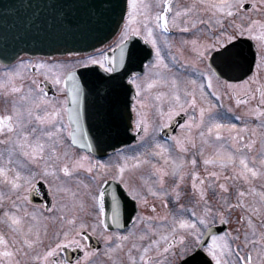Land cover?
Segmentation results:
<instances>
[{
	"label": "snow or ice",
	"instance_id": "1",
	"mask_svg": "<svg viewBox=\"0 0 264 264\" xmlns=\"http://www.w3.org/2000/svg\"><path fill=\"white\" fill-rule=\"evenodd\" d=\"M204 8H198L196 0L188 6H180L175 0H101L98 5H92L87 16L78 20L66 19L63 12L59 13L63 27L66 29H88L98 30L103 25H109L112 31L117 32L116 41L112 47L115 51L109 52L107 45L94 48L90 54H85L75 61L71 66L61 63H47L37 61L29 63L21 60L13 69L5 73L6 80H0V90L5 95L9 92L17 94L19 100L14 99L11 110H5L0 114V136H4L2 143L13 145L8 149V160H3L0 153V183H6L14 192H20L11 203L10 208L2 207L6 199L0 192V223L7 224L11 235L0 231V264H20L15 259L18 254H23L26 259H31L37 264H69L67 260L55 259L63 247L84 248L83 240L87 239L85 230L91 228L96 231L97 225L105 230L107 225L99 219L104 214V195L102 190L94 192L89 185L87 195L94 205H98V216L92 224L87 223L82 217L69 214L65 211V204L58 202L56 197L61 193H68L71 190L64 187V181L60 179L63 174L65 178L76 175L77 169H86L88 173L96 172L92 177L103 178L104 172L99 169L108 170L109 166L100 162L85 163L89 161L87 155H78L72 160L70 147L65 143V137L71 143L81 144L84 148H91L92 142L89 139V131L97 145L103 144L107 139L121 132L126 133L128 128L136 133L138 141L143 143L144 151L136 152L134 156L122 157L123 163L115 166V180L124 183L129 189L128 194L138 199L140 204L149 208L152 213L157 212L156 203L149 202L142 193L143 187L130 186L125 180L126 169L138 167L143 164L151 165L150 175L154 177L152 183H147V193L155 199H159L165 212L163 215L145 216L140 213L133 217V226L129 231L121 235L119 232L101 235L106 242L113 241L114 247L107 249L108 253L114 251L123 252L127 264H264V231L257 230L253 220V214L264 217V192L260 193L261 205L253 206L245 203L244 197L248 195L243 189L237 187V201L232 204L226 196L221 195L223 208L217 211L207 199L205 183L213 189L218 187L221 192L229 190V181H241L251 186V181L256 178H264V138L261 141L259 160L255 155L249 157L248 152L253 149L255 141L245 139L244 135L235 133L232 130L237 125L222 123L223 115L220 109L225 107L223 97L229 92L236 96V103L241 99L236 95L237 84L225 79L230 73L244 67L246 59L241 47V37H249L255 41V47L259 50L255 55L257 73H253L249 80L255 78L258 72L264 70V19H254L253 12L264 14V0H251V7H245V0H199ZM207 10L211 13L207 21H201L198 13ZM235 18L226 28L223 24L224 17ZM181 17H184L182 20ZM215 23L217 31L212 32L208 28L210 39L201 40L199 35L194 36L190 41H182V44H191L196 54V60L204 65L197 68L198 79H191V89L179 86L175 75H167L169 68L162 55L161 41L169 48L172 47L167 36L170 28H181L187 31L195 29L199 23ZM142 37L145 43L150 44L154 50V57L149 59L145 65L143 77L131 71L135 66L134 61L140 55L135 44L127 46L131 37ZM99 42V41H97ZM147 51L144 55H147ZM173 61L176 56L171 54ZM127 58V60H126ZM185 64L189 61L185 60ZM98 66L104 73L111 75L102 76L107 84L106 94L100 96L99 100L93 103V96L99 95L94 87H90L87 96L80 83V78L88 81V74L95 72ZM80 67L78 76L76 68ZM118 67H125L124 72H118ZM34 68L37 72L45 69V79H52L58 90L63 93L62 98L53 99L47 96V90L40 87V81L33 80L32 87L25 89L23 83L17 84V78L23 80L24 71ZM125 79L129 82L125 84ZM215 82V83H214ZM222 84L226 91L221 92L216 85ZM135 86V96L128 99V90ZM156 85H168L169 90L151 93ZM260 100L254 108L249 109V115L264 117V87L259 89ZM125 97L123 103L119 96ZM255 95L251 89L244 93V102H248V96ZM145 96H150L151 103L147 104ZM26 104V106H20ZM146 107L154 108L155 116L158 118V126L150 122L145 111ZM129 109L135 112V119L131 118ZM192 115L180 125L181 129H188V134L174 135L161 142L156 140L154 133L167 128L174 117L180 113ZM231 112V108L227 109ZM198 113V115H197ZM87 118L88 127H85L82 118ZM264 125V120L261 121ZM197 130V135L204 144L219 145L212 156H206L204 148L200 153L204 157L203 164L219 165L223 170L231 167L229 176H222L219 171H207L206 176L201 177L196 171L197 159L195 155L191 160H185L183 156L173 159L170 151L174 150L170 142H174L175 149L186 153L189 148L186 145L196 147V141L191 135L192 130ZM224 129L229 130L228 139L231 141V151L225 149L221 143ZM241 131H247V125L241 127ZM253 136L255 133L253 132ZM130 138V137H129ZM154 144H152V142ZM149 144L152 148L149 151ZM63 149L60 151L59 149ZM159 157L165 164L172 160L171 175L175 178L169 185L166 177L169 171L165 166H157L150 157ZM133 160L134 165L128 164ZM251 161V163H250ZM12 164V168L8 167ZM187 164L192 166L190 175L192 177L193 195L197 197L193 208L203 205L199 213L190 210L184 203H181L183 193L180 191L184 177L189 173L184 171ZM24 169L25 171H21ZM37 179L50 183L54 189L51 206L31 205L28 196L23 191L31 193L37 187ZM143 180L144 177H141ZM78 183H81L79 180ZM235 186V185H233ZM253 192L255 188L251 189ZM75 195V193H73ZM219 195V193H218ZM169 197H171L172 208H169ZM80 209L84 208V201H79ZM243 206L247 211L240 219L246 220L243 239L241 233L236 230L232 232L215 234L212 230V223L218 215L221 222L225 221V209ZM119 205L114 198L112 201V222L119 223ZM48 212L45 216L43 213ZM191 213V218L185 213ZM50 221L54 225L52 237L48 236V224L43 225V235L38 221ZM144 222L142 228H137ZM264 226V220L261 221ZM210 235L211 239L205 244L201 243L202 237ZM79 237V239H78ZM45 239L48 243L45 245ZM145 241H147L145 243ZM239 241V243L233 242ZM256 252V258L253 252ZM91 253L85 252L88 257ZM206 254V255H205ZM208 257H211L209 261ZM78 264V262H77ZM115 264V262H114Z\"/></svg>",
	"mask_w": 264,
	"mask_h": 264
},
{
	"label": "flooded vegetation",
	"instance_id": "2",
	"mask_svg": "<svg viewBox=\"0 0 264 264\" xmlns=\"http://www.w3.org/2000/svg\"><path fill=\"white\" fill-rule=\"evenodd\" d=\"M181 3V6H188L191 2L190 0H175V3L177 4ZM178 4V5H179ZM246 4V3H245ZM250 8V7H248ZM255 18L254 16H252ZM260 17V16H258ZM257 17V18H258ZM201 21H206L202 18V16L199 17ZM183 20L184 17H181ZM261 19H264L262 17ZM203 24H205V28L203 27ZM200 27H202L204 30L200 31H187L182 30L181 28H170L168 33V40L170 41L172 47L169 48L167 45L163 44L161 41V49H162V55L165 57V62L168 63L169 68L166 70L167 75H175L177 77V80L179 81V86L181 89H183L185 86H187L189 89H191L192 85L189 83L191 79H198L199 73L197 71V68H203L204 65L202 63H199L196 60V54L192 50L191 44H182V41H190L194 36L197 34L199 35V38L201 40L204 39H210L208 28L210 25L208 23H199ZM217 30L212 29V32H215ZM240 39H243V44L241 45L244 53H245V61H244V67L239 68L235 70L234 72L230 73L229 76L225 77V79L231 80L233 84H237L238 87L236 88V95L239 96L241 99V103H236V96L232 95L231 92H229L228 96L223 97L224 105L225 107L223 109H220L221 114L223 115L222 123L225 124H236L237 128L235 130H232L235 133H239L241 135L245 136V139H253L255 141L253 149L249 151L247 154L249 157L255 155L257 158V162L259 160V152L261 149V141L262 138H264V125H262L261 121L264 120V117H258V116H251L249 115V109L254 108L259 100H260V91L259 89L264 87V70H261L258 72V75L249 80V77L253 76V73H257V67L256 63L251 69L252 71L250 73H247V69L249 67V60L251 58V49L256 50V54L258 53V49L255 47L256 42L251 40L249 37H241ZM117 42L116 37L110 41L109 43L105 44L108 47L109 51L113 50V43ZM252 45V48H251ZM91 53V52H90ZM86 53V54H90ZM171 54L176 56V60L173 61L171 58ZM85 54H66V55H53V56H42V55H29L25 54L18 59L14 60L11 63H1L0 62V80H6L7 77L5 76V73L12 71L15 69V67L19 64L21 60L28 61L29 63L37 62V61H45L47 63H61L66 66H71L75 63V61L79 60L80 57H82ZM155 53L153 50V57ZM152 57V58H153ZM189 61L188 64H185L184 61ZM89 67H98V66H89ZM125 68V67H124ZM80 67L76 68V71L80 70ZM102 71V69H100ZM45 69H40L38 72L34 69H28L27 71H24L23 74V80L21 81L19 78H17V84L23 83L25 89L28 87H32V81L38 80L40 81V87L45 88L47 90V96L49 98L60 99L63 96V93H61L57 86L53 83L52 79H45L44 75ZM136 72V71H134ZM137 73V72H136ZM139 76L143 77L144 73H138ZM101 76V72H97L94 74L93 79H88L87 83H85V79L83 77L80 78V83L84 88V94L87 96L88 90L90 87H94L96 89L97 93H104L107 89H104L99 86L100 79L98 77ZM125 84H128L129 82L127 79H125ZM215 83V82H214ZM216 87L221 91L224 92L226 89L222 84H217ZM248 89H251L252 92L255 93L254 96L249 94L248 96V102H244V93L248 91ZM169 90L168 85H156L151 89V93H155L157 91H167ZM22 95V93H11L9 92L7 95H5L4 90H0V114L4 113L5 110H11L13 100H19V96ZM133 96H135V86H131L128 90V99H131ZM125 97L123 94L119 96V100L121 103H123ZM146 103H151L150 96H145ZM97 100H99V95L93 96V103H95ZM20 106H26V104H22ZM231 108V112H228L227 109ZM131 118L135 119V112L131 109H129ZM192 111L190 110L187 114L180 113L178 116L174 117L173 121L167 128L161 129L160 132L154 133V136L156 140H159L161 142L165 141L166 139H169L170 137L174 135H187L188 129H181L180 125L184 123L185 120L188 119L189 115H192ZM198 115V113H197ZM147 116L150 120V122H155V124L158 126V118L155 116V110L154 108H150V111L147 112ZM82 122L85 127H88V121L87 118H82ZM243 125H247V131H241V127ZM223 131V139L221 140V143L224 144L225 149L231 151V141L228 139L229 130L224 129ZM253 132L255 135L253 136ZM91 134V131H89V135ZM125 134H130L134 137L133 141H138L137 135L135 132L131 130V127L128 128L127 132ZM191 135L196 141V147L193 148L190 144L186 145L189 148V151L186 153H181L179 149H175L174 142H170L172 144V147L174 150L170 151V156L173 159H177L180 156H183L184 159L191 160L193 155H195L197 159V166L196 171L200 173L201 177L206 176L205 168L207 167V171H219L222 176H229L231 174V167H226L223 170L220 169L219 165H207L205 166L203 164L204 157L200 153V148H204V153L206 156H212L214 158L215 150L219 146L217 144H204L200 137L197 135V130L193 129ZM90 139V137H89ZM4 140V136H0V141ZM133 141L129 143H125L124 145L115 146L114 149L105 152V153H94L91 151L95 145L92 143L91 148H84L81 146V144H72L71 140L67 137H65V143L69 145L70 147V154L72 160H75L76 156L78 155H87L90 159L89 161H85V163H96L97 167L100 162L106 164L109 166L108 170L99 169V171L104 172L103 178L97 177V180H93L92 177L96 175V172L88 173L86 169H77L76 175L65 178L63 174L60 175V179L64 181V187H68L71 191L68 193L61 192L57 197V201L65 204V211L69 214H75L77 217H82L87 221V223L92 224L94 220H96L98 216V205H94V203L91 201L90 197L87 195L89 189L97 192L98 189L102 190L104 195V214L99 215V219L104 221V223L107 225V229L105 230L101 225H97V229L95 232L92 231L91 228H88L85 230V236L87 239L83 240V243L85 245L84 248H79L76 246L68 247L65 245L63 247V250L58 252L55 259L59 260H67L69 264H127L126 257L123 252L120 251H114L112 253H108L107 249L110 247H114L115 245V237L113 238V241L106 242L103 239V236L101 233L103 232L104 235H108L111 233L119 232L121 235L126 234L129 229L133 226V217H137L140 213H143L145 216H154V215H163L165 212L164 207L161 205L159 199H155L150 194L147 193L146 185L147 183H152L154 180V177L150 175L151 172V165L150 164H143L138 167H131L129 169L125 170L124 177L125 180L129 183L130 186H139L144 188V192L142 195L145 199H147L150 203L155 202L157 205V212L154 214L151 212L149 208L144 207L142 204H140V201L138 199L133 198L131 195L128 194L129 189H126L124 187V183L120 180H115L112 178V176L115 174V166L117 164L123 163L124 160L122 157H131L134 156L136 152H143L144 145L143 143L138 142L137 144H134ZM155 141L152 142L154 144ZM152 144H149V151L152 148ZM10 147H13V145L9 143H2L0 142V153L3 155V160H8V149ZM60 151H63V149H59ZM157 166H165L168 171L169 175L166 177L167 183L171 185L174 182V177L171 175V168H172V160L167 161V164L159 158V157H150ZM128 164L134 165L133 160H128ZM251 163V161H250ZM8 167L11 169L12 164H9ZM21 171H25L24 169H20ZM184 171L189 173L184 177V180L182 184L180 185V191L183 193V197L181 199V203H184L190 210H195L198 213L202 211L203 205H200L199 207L193 208V204L195 203V200L197 197L193 195L192 190V177L190 175V172L192 171V166L190 164H187L184 168ZM141 177H144L142 180ZM80 181L81 183H78L77 181ZM37 187L34 191L31 193L27 191L22 190V194L25 196H28L30 201V210L31 205H39L42 208L44 206H51L52 200H53V191L54 189L50 187V183H45L44 180L37 179L35 181ZM229 190L226 193L221 192V190L216 187L215 189L209 187L207 183H205V188L207 190V199L210 201L211 205L219 211L223 208V202L220 199V196H226L228 201L232 204H236L237 201V187L243 189L248 195L244 197L245 203L248 205L258 206L261 205L262 202L260 200V193L264 192V178H256L251 181V186L249 184H245L241 181H229ZM84 185H89V189H86ZM235 185V186H233ZM255 188L256 191L253 192L251 189ZM0 192L3 193V195L6 197V199L2 202V207H8L10 208L11 203L16 199L18 195H21L20 192H14L10 189V186L6 183H0ZM75 193V195H73ZM219 193V195H218ZM116 199L119 208V223L114 224L112 222V201L113 199ZM83 199L84 201V208L83 210L80 209L79 201ZM173 205L171 203V197H169V208H172ZM247 211V209L243 206L234 207L232 209H225V221L221 222L219 216L217 215L215 220L212 223V228H217V231H215V234L219 233H226V232H232L235 234L236 230H239L241 233V239H243V232L245 230L244 226L246 225V220H241L240 217L242 214H244ZM0 212H2V208H0ZM45 216L49 215L48 212L43 213ZM185 216L188 218H191L190 211L185 213ZM253 220L256 224L257 230L264 231V226H262L261 221L264 220V217L253 214ZM47 223L48 224V236H53L54 231V225L48 221L45 222L43 220L38 221V225L41 228V235H43V225ZM144 226V222H141L139 225H137V228H142ZM0 231L4 232L6 235H11L10 229L7 224L0 223ZM79 239V237H78ZM211 239L210 235H205L201 239V243L205 244ZM147 241H145L146 243ZM45 245L48 243V240L45 239L44 241ZM235 243H239V241L233 242V245ZM91 253L88 257L84 256L85 252ZM206 255V254H205ZM254 258H256V252H253ZM15 259L19 260L20 264H37V262L32 261L31 259H26L25 256L21 253L18 254ZM209 261H211V257H208ZM214 264V262H213Z\"/></svg>",
	"mask_w": 264,
	"mask_h": 264
},
{
	"label": "water",
	"instance_id": "3",
	"mask_svg": "<svg viewBox=\"0 0 264 264\" xmlns=\"http://www.w3.org/2000/svg\"><path fill=\"white\" fill-rule=\"evenodd\" d=\"M100 2L101 0H0V62L10 63L24 54L88 53L104 45L114 38L118 29L112 31L109 25H103L98 30H70L63 27L59 17V13L63 12L66 19L78 20L87 16L92 5ZM134 44L140 55L136 57L131 71L137 69L141 72L153 52L150 44L145 43L142 37L134 36L127 42L128 47ZM145 51L147 55H144ZM253 52L250 67L255 63V50ZM117 71L121 72V67ZM95 73L96 71L89 73L88 79H92ZM108 75L111 74L104 73L100 77ZM100 85L107 89L105 81L100 80ZM105 94L106 92H100L99 98ZM129 137V134L121 132L98 146L91 135V142L95 143L92 151H110L115 146L131 142L132 138Z\"/></svg>",
	"mask_w": 264,
	"mask_h": 264
},
{
	"label": "rangeland",
	"instance_id": "4",
	"mask_svg": "<svg viewBox=\"0 0 264 264\" xmlns=\"http://www.w3.org/2000/svg\"><path fill=\"white\" fill-rule=\"evenodd\" d=\"M190 1L191 2L189 3V5L191 3H193V0H190ZM140 2H146V0H140ZM152 2L154 4L155 3V0H152ZM196 3H197V7L198 8H202V9L204 8V5L200 4L199 3V0H196ZM245 3H251V0H245ZM257 3H258V0H257ZM177 4H179V2ZM179 5L181 6V3ZM198 15H199V17L202 16V18L207 21L208 20V17L211 15V13L209 11H207V10H204V11L198 13ZM252 16L255 17L254 19H261L262 17H264V14H262L260 12H253L252 13ZM258 16H260V17H258ZM232 19H235V18L234 17L233 18H229L227 16L224 17L223 24H224V26L226 28L229 26V24L231 23V20ZM208 25H210L211 29L217 30V26H216V24L214 22L211 23V24L208 23ZM203 27L205 28V24H203ZM200 30H204V29L202 27H200L198 24L196 25L195 29L189 28V31H191V32H193V31H200ZM145 111L146 112L150 111V108L146 107Z\"/></svg>",
	"mask_w": 264,
	"mask_h": 264
}]
</instances>
